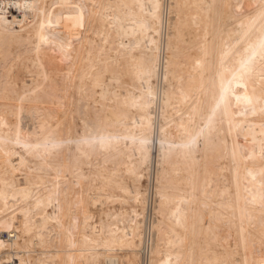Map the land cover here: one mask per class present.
Returning a JSON list of instances; mask_svg holds the SVG:
<instances>
[{
  "label": "bare ground",
  "instance_id": "6f19581e",
  "mask_svg": "<svg viewBox=\"0 0 264 264\" xmlns=\"http://www.w3.org/2000/svg\"><path fill=\"white\" fill-rule=\"evenodd\" d=\"M8 259L264 264V0H0Z\"/></svg>",
  "mask_w": 264,
  "mask_h": 264
},
{
  "label": "built area",
  "instance_id": "2783aa9c",
  "mask_svg": "<svg viewBox=\"0 0 264 264\" xmlns=\"http://www.w3.org/2000/svg\"><path fill=\"white\" fill-rule=\"evenodd\" d=\"M147 217L148 218H146V222L148 221L149 217H151V215H149V212H148ZM149 239H150V231L147 229L145 231V243L146 244H144V247H143L145 249V251H146L147 243H148ZM142 252H143V255H144V251H142ZM1 264H15V262L13 260L8 259V260H4L3 262H1Z\"/></svg>",
  "mask_w": 264,
  "mask_h": 264
},
{
  "label": "rangeland",
  "instance_id": "374dc122",
  "mask_svg": "<svg viewBox=\"0 0 264 264\" xmlns=\"http://www.w3.org/2000/svg\"><path fill=\"white\" fill-rule=\"evenodd\" d=\"M119 253L122 254V255L124 254V252H119Z\"/></svg>",
  "mask_w": 264,
  "mask_h": 264
}]
</instances>
